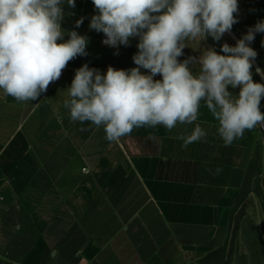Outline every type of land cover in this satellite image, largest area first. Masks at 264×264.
I'll return each mask as SVG.
<instances>
[{"label": "crops", "instance_id": "1", "mask_svg": "<svg viewBox=\"0 0 264 264\" xmlns=\"http://www.w3.org/2000/svg\"><path fill=\"white\" fill-rule=\"evenodd\" d=\"M62 7V29L86 36L87 54L37 100L0 89V264H264L260 125L225 146L204 101L192 124L135 128L119 142H109L103 126L73 122L64 101L76 69L136 67L139 37L105 46L104 33L89 27L92 0ZM238 7L231 31L219 41H186L178 59L209 47L223 54L224 43L235 46L264 21V0H238ZM262 41L257 32L249 46L257 52L253 81L264 84L256 73L264 71ZM189 67L198 73V64ZM197 124L206 135L183 147L178 137Z\"/></svg>", "mask_w": 264, "mask_h": 264}, {"label": "clouds", "instance_id": "2", "mask_svg": "<svg viewBox=\"0 0 264 264\" xmlns=\"http://www.w3.org/2000/svg\"><path fill=\"white\" fill-rule=\"evenodd\" d=\"M75 7L76 0H66ZM65 0H0V89L17 101L37 100L60 79L67 64L86 55L88 38L61 27ZM97 14L89 27L117 47L139 37L136 67H108L105 74L84 64L76 69L64 107L73 122L103 126L109 142H119L133 129L197 121L201 101L218 121L225 146L242 138L245 130L264 126L261 100L264 84L252 78L257 52L249 46L258 21L235 46L224 43L218 53L203 48L199 58H178L186 41H219L237 23L238 0H92ZM83 18L76 21L79 27ZM67 35L69 39L64 40ZM264 45V41H262ZM191 64H198L193 74ZM141 69L147 71L142 72ZM256 73L264 78L259 67ZM159 75L161 79H154ZM239 88L233 95L228 89ZM206 135L197 124L191 134L178 137L183 147ZM221 169H217V172Z\"/></svg>", "mask_w": 264, "mask_h": 264}, {"label": "built area", "instance_id": "3", "mask_svg": "<svg viewBox=\"0 0 264 264\" xmlns=\"http://www.w3.org/2000/svg\"><path fill=\"white\" fill-rule=\"evenodd\" d=\"M104 40H106V36H105V35H104L103 38H102V43H103V45H105V46H109V45H107V44L104 43ZM260 128H261V131L264 133V126H260Z\"/></svg>", "mask_w": 264, "mask_h": 264}]
</instances>
